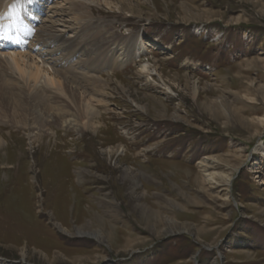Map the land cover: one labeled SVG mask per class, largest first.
Segmentation results:
<instances>
[{
	"label": "rangeland",
	"instance_id": "obj_1",
	"mask_svg": "<svg viewBox=\"0 0 264 264\" xmlns=\"http://www.w3.org/2000/svg\"><path fill=\"white\" fill-rule=\"evenodd\" d=\"M81 1L90 25L71 29L50 23L67 1L26 9L34 21L27 13L25 48H39L38 26L82 41L113 34L89 61L47 41L56 67L79 84L100 76L87 88L103 99L94 124L54 121L23 99L18 90L33 83L13 71L0 81L14 92L0 99V261L264 264V0ZM139 35L142 54L113 66ZM147 61L149 76L137 67ZM41 91L56 106V91ZM71 108L66 118H75ZM169 220L177 231L164 234ZM98 230L100 241L78 234Z\"/></svg>",
	"mask_w": 264,
	"mask_h": 264
},
{
	"label": "bare ground",
	"instance_id": "obj_2",
	"mask_svg": "<svg viewBox=\"0 0 264 264\" xmlns=\"http://www.w3.org/2000/svg\"><path fill=\"white\" fill-rule=\"evenodd\" d=\"M62 1H67L68 3H71V5L66 7L68 11L65 12V14L64 13L61 14V12L55 13V11H52L50 18L56 16V19L51 21L49 20L52 25L57 24L59 27L60 26L65 27L64 29H71L73 28L74 25H82L84 23L90 25L88 21L92 19V17L90 16V14H88V11H83V8L81 6L82 4L75 3L74 0H62ZM79 1L82 2L81 0ZM38 2L39 0L20 1L21 6L29 7L30 10L33 11L38 10L40 12L41 2L39 3ZM66 14H69L68 16H70L72 20L68 19L67 21H65L66 19L65 20L61 19L64 16H66ZM69 22H71L72 24L69 26L64 25V24H68ZM101 22L104 24L102 25L103 27L100 26L98 22L96 23V26H100L101 29L106 28L107 30H110V28H112V25L110 24L111 22H105L102 20ZM16 23H18V18L12 14L10 5L8 3L4 4V0H0V36L8 37V39L0 38V57H2L3 59V66H5L4 68L5 70L0 72V81L5 80L7 76L6 69L13 71L18 76L19 81H22L23 83H25V85H28L29 83H33L32 86L27 87L28 90H26V92H24L23 89L18 90L20 94L22 93L23 99L26 100L27 102H32L33 106L35 107H38L39 105L45 106L47 112L49 110L55 112L52 117L54 121L60 120L62 124L68 127L69 125H75L72 123L77 121L76 118L78 119V117H81L80 119L81 121L79 123L82 128H86L89 125L94 124L95 121L93 122V120L99 116V114L97 116V108H95V106L101 105L103 99L96 98V96H94L92 92H88L89 90H87V88L88 86L91 85L95 88H98L99 85L96 82L97 80L100 81V76L96 77L92 75L89 78H85L86 82L83 80L84 78H82L85 84H79V82L75 79L74 76L68 74V70H64L61 67H56L57 63L55 62V59H53L51 54L47 53L48 48L50 47L47 41L54 39L58 43L57 52H61V54H65V55L72 54L75 56H79V58H83V60L85 61H89L91 58L98 57L102 53H105L108 47L111 45V42L117 39H115L114 37L113 39H111L109 37L112 36L113 34H109L108 37L101 35L93 36L91 38H86L83 41L78 40L77 37L62 38V36L56 34V32L58 31L52 29L53 27L52 25L43 26V27L38 26V28L40 29V34H39L40 37L39 38L37 37V41H38L37 44L39 48L35 47L34 50L33 48L28 50L27 48H25L23 44L24 42L22 44L20 42L21 40L23 41V37L26 38L28 29L23 28V26H19V27L17 25L13 26ZM25 29L27 30L25 31ZM43 38H45V40ZM131 41L132 44L135 43V45H133V48L130 50L131 53L128 52L131 55L129 54L130 56L129 55L123 56L119 58V61L115 60L113 66L115 65L122 66L125 63L130 62V60L142 54V52L145 49V46H143L142 43V36L139 35L137 37V40L133 39ZM137 67L139 73L144 74L146 76L151 75V72L155 70L154 65H151L149 61L141 62ZM40 87L41 89L48 87L49 89H53L54 91H56V93L54 94L55 97L57 98V100L54 101L56 106L50 105L48 103V99L45 98ZM37 88L40 90H38ZM9 90L12 91L10 87L9 88L1 87L0 99L6 100L5 99L6 97L14 94V92L11 93ZM196 92H197V88L193 87V95H195ZM59 95H65L66 97H68L70 102L68 103L64 101V99L63 101L62 100L58 101V98L60 97ZM94 101L96 104L92 105ZM71 107H74L75 109V118L73 119H70L68 117L66 118V116L68 115V111L72 110ZM41 122H42L41 118L39 116H36L35 125H37V127L44 125ZM1 144L4 146V143L0 138V146H2ZM167 223L172 227L173 221L169 220L167 221ZM62 231L67 232L65 229H62ZM175 231L177 230H175L173 227L172 228L167 227V229H165L163 233L164 234L173 233ZM78 234L80 235L88 234L90 235V237L95 238L97 241H100L101 238L104 237L100 230H98L97 232H87V233L84 231H78ZM20 251L22 255H26L27 250L25 249L24 246L21 247ZM0 264H4L3 260L0 261Z\"/></svg>",
	"mask_w": 264,
	"mask_h": 264
},
{
	"label": "snow or ice",
	"instance_id": "obj_3",
	"mask_svg": "<svg viewBox=\"0 0 264 264\" xmlns=\"http://www.w3.org/2000/svg\"><path fill=\"white\" fill-rule=\"evenodd\" d=\"M0 38H3V39H8L7 36H0Z\"/></svg>",
	"mask_w": 264,
	"mask_h": 264
}]
</instances>
